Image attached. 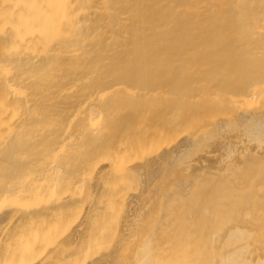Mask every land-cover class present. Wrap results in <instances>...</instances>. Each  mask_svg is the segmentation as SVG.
Masks as SVG:
<instances>
[{
	"label": "bare ground",
	"instance_id": "1",
	"mask_svg": "<svg viewBox=\"0 0 264 264\" xmlns=\"http://www.w3.org/2000/svg\"><path fill=\"white\" fill-rule=\"evenodd\" d=\"M0 264H264V0H0Z\"/></svg>",
	"mask_w": 264,
	"mask_h": 264
}]
</instances>
